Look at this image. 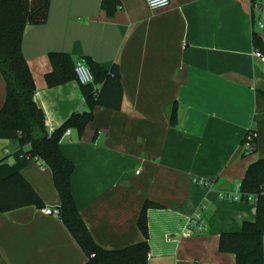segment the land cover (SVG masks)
<instances>
[{
    "label": "crops",
    "instance_id": "0c3cea01",
    "mask_svg": "<svg viewBox=\"0 0 264 264\" xmlns=\"http://www.w3.org/2000/svg\"><path fill=\"white\" fill-rule=\"evenodd\" d=\"M118 1L108 18L101 0H50L46 22L22 35L49 133L88 109L77 80L46 86L49 53L119 71V109L96 107L82 136L70 130L60 143L74 164L75 207L98 246L119 250L143 241L137 219L154 202L161 207L146 213L147 264H236L219 252L220 234L255 221L256 208L220 194H236L248 166L264 158V59L252 47L253 33L264 43V8L252 20L250 0H169L158 10ZM5 94L0 74V108ZM249 131L256 151L243 156ZM9 141L0 140V160L13 166L20 148ZM21 174L44 207L0 213V264H85L59 216L43 214L59 206L49 169L30 163ZM196 212L201 233L188 230Z\"/></svg>",
    "mask_w": 264,
    "mask_h": 264
},
{
    "label": "trees",
    "instance_id": "16d2710c",
    "mask_svg": "<svg viewBox=\"0 0 264 264\" xmlns=\"http://www.w3.org/2000/svg\"><path fill=\"white\" fill-rule=\"evenodd\" d=\"M50 0H0V74L5 82L6 94L0 108V140L15 141L20 151L15 164L8 166L0 160V213L32 206L42 209L44 204L38 194L24 179L21 171L30 163H40L49 169L54 189L59 199V218L86 257L85 264H147L146 213L161 206L145 201L140 210L137 227L143 241L119 250H106L92 239L78 213L70 189V177L74 164L60 151V143L66 133L75 130L81 137L86 126L93 120L96 107L118 110L122 99L120 76L117 65L103 68L88 57L80 58L90 70L92 84L81 85L80 92L88 107L87 111L71 114L63 124L48 132L45 117L35 104L34 81L22 54V35L27 26L46 22ZM101 9L108 18L119 7L118 0H101ZM252 47L264 58V43L256 33L252 34ZM51 66L45 75L48 88L61 86L76 80L75 63L67 53L51 52L47 56ZM176 113L172 111L171 125ZM24 148H27L24 150ZM244 151L243 156L254 154ZM264 158L251 163L239 183L242 202L247 196H255L256 219L244 222L240 231L220 234L218 250L235 256L236 264H264Z\"/></svg>",
    "mask_w": 264,
    "mask_h": 264
},
{
    "label": "built area",
    "instance_id": "2783aa9c",
    "mask_svg": "<svg viewBox=\"0 0 264 264\" xmlns=\"http://www.w3.org/2000/svg\"><path fill=\"white\" fill-rule=\"evenodd\" d=\"M147 7L150 10H158L165 8L169 5V0H145ZM264 8V0H250V12L252 16V20L256 19L260 16V13L262 9ZM257 25L259 28L262 27V23L260 21H257ZM254 56L258 59H264L261 53L258 51L254 52ZM74 73L76 76V80L78 81L79 84L81 85H86V84H92L93 83V77L90 73V70L88 67L82 62V61H77L74 66ZM69 131L66 133L68 134ZM254 140H255V133L252 131H249L243 140L242 147L244 151H252L254 148ZM40 164V163H39ZM42 167V165H40ZM195 181V180H194ZM262 193H264V188L261 189ZM220 198L223 200H232V201H242L241 195L239 192V186H238V191L236 194H226V193H221ZM247 202H255V196H247L246 197ZM43 214L48 215V216H59L57 209H50V208H45L42 210ZM193 229L195 233H201L205 230L206 225L202 219L201 213L196 212L195 214L192 215L188 222V230Z\"/></svg>",
    "mask_w": 264,
    "mask_h": 264
},
{
    "label": "rangeland",
    "instance_id": "374dc122",
    "mask_svg": "<svg viewBox=\"0 0 264 264\" xmlns=\"http://www.w3.org/2000/svg\"><path fill=\"white\" fill-rule=\"evenodd\" d=\"M264 22V21H263ZM9 142H12V141H9Z\"/></svg>",
    "mask_w": 264,
    "mask_h": 264
}]
</instances>
